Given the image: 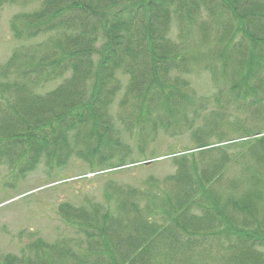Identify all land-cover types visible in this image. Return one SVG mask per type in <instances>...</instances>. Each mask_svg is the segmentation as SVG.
Segmentation results:
<instances>
[{
	"label": "trees",
	"instance_id": "16d2710c",
	"mask_svg": "<svg viewBox=\"0 0 264 264\" xmlns=\"http://www.w3.org/2000/svg\"><path fill=\"white\" fill-rule=\"evenodd\" d=\"M21 1L30 2L0 0V6ZM36 1L38 10L12 19L14 38L26 45L0 69V156L11 163L28 154L31 166L42 155L51 158L72 130L82 159H111L120 147L108 114L120 91L118 76L128 79L120 108L139 112L140 124L174 105L186 88L179 74L200 66L217 86L229 84L237 107L264 100V0ZM35 39L42 40L28 45ZM208 41L213 47L203 53ZM58 80L53 91L38 93ZM238 131L244 139L261 137L243 143L249 148L235 161L234 178L228 177L231 159L205 161L211 148L200 142L193 149L200 158L194 153L189 163L185 155H169L177 167L164 181L169 192L154 183V193L106 191L107 209L61 206L84 248L37 240L23 260L4 264H264V132ZM200 252L208 257L200 260Z\"/></svg>",
	"mask_w": 264,
	"mask_h": 264
},
{
	"label": "rangeland",
	"instance_id": "374dc122",
	"mask_svg": "<svg viewBox=\"0 0 264 264\" xmlns=\"http://www.w3.org/2000/svg\"><path fill=\"white\" fill-rule=\"evenodd\" d=\"M38 8L36 0L0 6V69L22 44L26 45L14 38L10 28L12 19ZM197 28L193 32L195 40L197 35L200 38L201 33ZM170 33L172 41L177 43L179 28L175 19ZM209 37L214 39L211 32ZM41 40H32L28 45ZM212 47L213 43L208 41L201 51L207 53ZM179 77L186 86L180 89L181 99L178 97L174 105L160 107L151 115L152 120L147 119L140 124L139 112L134 114L129 108H120L128 79L118 76L120 91L109 106L108 114L112 121V137L120 143V147L104 163L99 164L95 159L87 161L77 155L83 146L74 139V130L69 133L64 149L53 152L51 158L40 156L33 166L29 161L30 154L12 163L7 157L0 156V264L10 258L23 260L27 247L37 240L50 246L65 244L73 249L84 248L82 235L60 216L61 206L88 208L89 204H97L107 209L106 191L136 189L154 193L156 189L151 190L154 183L169 192L170 187L164 181L177 172L176 164L169 155H185L189 163L195 153L193 149L200 142L211 148L205 161L221 157L231 159L228 177L234 178L237 171L235 161L249 148L243 143H253L261 137L256 135L244 139L245 135L240 136L238 130L245 126L251 134L264 132V119L261 118L264 100L261 104L249 101L246 110L245 99V105L237 107L232 102L234 97L229 92V84L220 83V87L217 86L211 72L201 66L190 73L179 74ZM1 82L5 81L0 78ZM60 82L49 83L38 93L44 95L53 91ZM133 123L135 126L131 125ZM57 152L60 154L58 159ZM195 154L198 156L194 158H200L198 153ZM16 157L17 154L14 155ZM144 204L146 200L140 202V208H144ZM109 208L114 214L113 201ZM199 256L201 260L208 254L200 252Z\"/></svg>",
	"mask_w": 264,
	"mask_h": 264
}]
</instances>
